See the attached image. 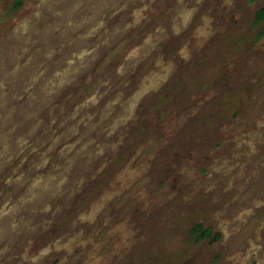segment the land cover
Masks as SVG:
<instances>
[{"label":"clouds","instance_id":"1","mask_svg":"<svg viewBox=\"0 0 264 264\" xmlns=\"http://www.w3.org/2000/svg\"><path fill=\"white\" fill-rule=\"evenodd\" d=\"M203 3L0 9V264H264V14L256 0L235 11L222 0L216 13ZM221 9L245 20L225 60L232 68L248 47L250 79L226 107L222 138L170 163L158 185L161 153L213 94L178 120L161 112L162 134L145 122L203 85ZM154 211V227L142 225Z\"/></svg>","mask_w":264,"mask_h":264},{"label":"rangeland","instance_id":"2","mask_svg":"<svg viewBox=\"0 0 264 264\" xmlns=\"http://www.w3.org/2000/svg\"><path fill=\"white\" fill-rule=\"evenodd\" d=\"M256 5H264V0H256ZM222 0H204L201 8H213V13L216 10ZM8 0H0V9L5 7ZM159 3V0H157ZM168 0H164V4L167 5ZM156 6L155 4L153 5ZM242 7V0H233V11ZM162 11V10H161ZM157 15L156 19H159ZM218 26L223 29V33L218 32L217 36L213 38L209 46L205 49L206 61L200 66L202 73H207V79L203 81V85L197 89L196 92H189L184 94L183 90L178 92L175 97L170 101L168 105L163 107L161 111L156 112L152 119L145 122L146 128L153 127V121H156L154 127V134H162L163 128L161 121V112H167V119L171 117L173 121L178 120L184 113L188 112L191 108L197 107L205 96L211 92L213 95L211 99L207 100L196 116L191 117L182 127H179L173 134V137L169 140L168 150L161 153L163 158V166L157 172V184H162L164 180H167L171 175L170 163L177 160L189 157L190 153H199L205 150L207 147L214 145L220 138L222 133L220 132V126L224 122L222 117L225 114L227 106H232L237 94L245 89L244 81L250 79V76H243V73L247 70L248 65L246 63L249 59L248 47L243 49V55H237L236 59L232 60V68H229L225 60V54L228 52V45L225 40L230 32L239 31L240 27L245 23L244 18L240 21H236L233 18L232 13L224 14V10L221 9L219 15H217ZM116 21L113 20L112 23ZM130 35V33H129ZM241 40L246 39L245 36L240 37ZM170 44H165L164 50L167 51ZM235 46V44H233ZM254 56L261 57L259 52L253 53ZM264 59V57H262ZM91 75V73L89 74ZM135 77H130L129 86L134 85ZM194 97V98H193ZM155 103L152 101L144 102V110L140 115L144 116L149 113V109ZM171 108L172 111H168ZM134 132L135 129H132ZM162 176L163 180L159 179ZM176 184V179L172 180L173 187ZM159 215L158 211H154L152 216L147 222L141 221V224L148 227H154L152 221ZM196 256L194 255L191 261L187 264H194Z\"/></svg>","mask_w":264,"mask_h":264},{"label":"flooded vegetation","instance_id":"3","mask_svg":"<svg viewBox=\"0 0 264 264\" xmlns=\"http://www.w3.org/2000/svg\"><path fill=\"white\" fill-rule=\"evenodd\" d=\"M256 2H258V1H256ZM257 9H259V11L255 14V17L257 20H259L261 18V14H264V5H257ZM259 34H264V27H261L258 30V35Z\"/></svg>","mask_w":264,"mask_h":264}]
</instances>
